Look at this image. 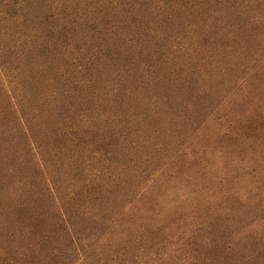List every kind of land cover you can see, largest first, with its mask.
Returning a JSON list of instances; mask_svg holds the SVG:
<instances>
[{
  "label": "trees",
  "instance_id": "trees-1",
  "mask_svg": "<svg viewBox=\"0 0 264 264\" xmlns=\"http://www.w3.org/2000/svg\"><path fill=\"white\" fill-rule=\"evenodd\" d=\"M3 255L264 264V0H0Z\"/></svg>",
  "mask_w": 264,
  "mask_h": 264
},
{
  "label": "rangeland",
  "instance_id": "rangeland-1",
  "mask_svg": "<svg viewBox=\"0 0 264 264\" xmlns=\"http://www.w3.org/2000/svg\"><path fill=\"white\" fill-rule=\"evenodd\" d=\"M211 133H212V127H211ZM1 258H4V255L3 256H0Z\"/></svg>",
  "mask_w": 264,
  "mask_h": 264
}]
</instances>
